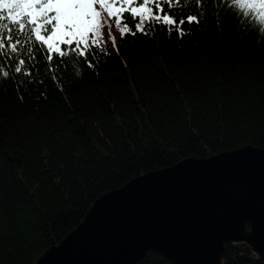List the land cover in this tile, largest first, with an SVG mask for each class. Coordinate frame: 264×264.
<instances>
[{"label": "trees", "instance_id": "obj_1", "mask_svg": "<svg viewBox=\"0 0 264 264\" xmlns=\"http://www.w3.org/2000/svg\"><path fill=\"white\" fill-rule=\"evenodd\" d=\"M157 3L177 17L203 13L202 22L182 38L147 18L140 31V17L109 16L98 3L100 27L87 47L59 45L64 57L34 34L29 41L27 25L16 52L15 34L0 35V264H34L97 198L137 175L264 148V35L255 22L217 0H149L153 13ZM223 256V264H264L244 241ZM138 264L174 263L150 249Z\"/></svg>", "mask_w": 264, "mask_h": 264}, {"label": "water", "instance_id": "obj_2", "mask_svg": "<svg viewBox=\"0 0 264 264\" xmlns=\"http://www.w3.org/2000/svg\"><path fill=\"white\" fill-rule=\"evenodd\" d=\"M34 264H223L232 242L264 260V148L252 144L150 170L97 198Z\"/></svg>", "mask_w": 264, "mask_h": 264}, {"label": "snow or ice", "instance_id": "obj_3", "mask_svg": "<svg viewBox=\"0 0 264 264\" xmlns=\"http://www.w3.org/2000/svg\"><path fill=\"white\" fill-rule=\"evenodd\" d=\"M130 2L131 0L129 4ZM217 2L225 8L231 4L233 9L239 10L242 18L248 20L249 27L255 22L254 30L264 35V0H217ZM98 3L101 8L108 10L109 16L130 11L132 17H140V21L135 25L140 31H144L141 26L147 18L148 24L155 22L165 25L169 33L175 31L180 38L191 31L193 24L200 25L203 19V13L200 14L199 19L197 15L177 17L171 9L165 11L159 3L156 4L159 11L153 13L149 7V0H139L137 6L128 8L117 7L109 0H0V20L9 21L11 25L16 26L9 30L0 24V35L6 32L7 38L11 39L15 34V43H11L9 47L12 52H16L27 25L29 41L32 39L31 34H34L35 41L42 42L48 50L64 57L68 53L62 52L59 45H71L75 40L77 48L80 42H84L87 47L89 35L100 27L101 12L97 10ZM185 25L188 27L186 28ZM3 47L4 43L0 41V48ZM28 55L31 59H35L30 52ZM79 55L85 56V53L79 52ZM85 62L87 63V59ZM18 63L24 65L25 60L20 59ZM29 67H32L31 63ZM15 71L19 73L21 69L16 68ZM3 75L7 77L8 73L5 72ZM25 75L31 76L32 73L26 71Z\"/></svg>", "mask_w": 264, "mask_h": 264}]
</instances>
